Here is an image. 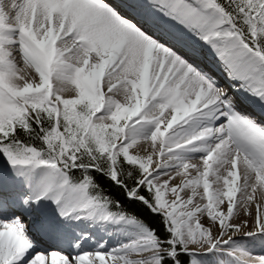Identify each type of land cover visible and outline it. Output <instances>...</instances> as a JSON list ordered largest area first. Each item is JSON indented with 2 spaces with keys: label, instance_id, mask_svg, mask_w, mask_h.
Listing matches in <instances>:
<instances>
[{
  "label": "snow or ice",
  "instance_id": "1",
  "mask_svg": "<svg viewBox=\"0 0 264 264\" xmlns=\"http://www.w3.org/2000/svg\"><path fill=\"white\" fill-rule=\"evenodd\" d=\"M0 264H264V0H0Z\"/></svg>",
  "mask_w": 264,
  "mask_h": 264
},
{
  "label": "bare ground",
  "instance_id": "2",
  "mask_svg": "<svg viewBox=\"0 0 264 264\" xmlns=\"http://www.w3.org/2000/svg\"><path fill=\"white\" fill-rule=\"evenodd\" d=\"M6 2H7V0H6ZM17 60H18V67H19V68L22 67V69H20L21 72H26V71H27V68H26V66L23 64L22 59H21L19 56H17Z\"/></svg>",
  "mask_w": 264,
  "mask_h": 264
},
{
  "label": "rangeland",
  "instance_id": "3",
  "mask_svg": "<svg viewBox=\"0 0 264 264\" xmlns=\"http://www.w3.org/2000/svg\"><path fill=\"white\" fill-rule=\"evenodd\" d=\"M20 69H22V67H20Z\"/></svg>",
  "mask_w": 264,
  "mask_h": 264
}]
</instances>
